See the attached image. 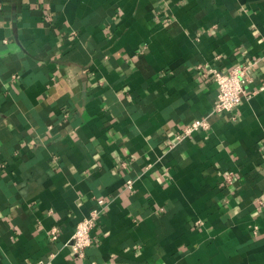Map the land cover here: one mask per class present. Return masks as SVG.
<instances>
[{
    "label": "crops",
    "instance_id": "crops-1",
    "mask_svg": "<svg viewBox=\"0 0 264 264\" xmlns=\"http://www.w3.org/2000/svg\"><path fill=\"white\" fill-rule=\"evenodd\" d=\"M40 261L264 264V0H0V264Z\"/></svg>",
    "mask_w": 264,
    "mask_h": 264
},
{
    "label": "built area",
    "instance_id": "built-area-1",
    "mask_svg": "<svg viewBox=\"0 0 264 264\" xmlns=\"http://www.w3.org/2000/svg\"><path fill=\"white\" fill-rule=\"evenodd\" d=\"M255 65L254 63L239 64L231 71L224 73L218 69H211L203 72L206 78L212 79L217 85V98L213 109V113H232L241 104L244 96L247 93V85L251 81L250 70ZM211 123L208 117L196 119L186 124L177 135V142H182L189 138L197 131H209ZM233 173L228 174L227 180L232 181ZM128 188H132L133 180H128ZM107 210L105 200L100 199L98 206L94 208L90 215L82 219L76 225L73 234L72 250L80 258L86 257V252L94 243L92 231L98 224L100 218ZM49 236L51 240H57L59 237V228L53 227ZM37 264H50L40 261Z\"/></svg>",
    "mask_w": 264,
    "mask_h": 264
}]
</instances>
